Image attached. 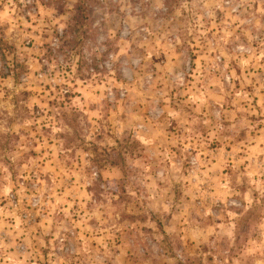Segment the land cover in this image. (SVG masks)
<instances>
[{
  "label": "rangeland",
  "instance_id": "1",
  "mask_svg": "<svg viewBox=\"0 0 264 264\" xmlns=\"http://www.w3.org/2000/svg\"><path fill=\"white\" fill-rule=\"evenodd\" d=\"M169 2L0 0V264H264V0Z\"/></svg>",
  "mask_w": 264,
  "mask_h": 264
},
{
  "label": "trees",
  "instance_id": "2",
  "mask_svg": "<svg viewBox=\"0 0 264 264\" xmlns=\"http://www.w3.org/2000/svg\"><path fill=\"white\" fill-rule=\"evenodd\" d=\"M164 3H165V7H166L167 11H170L171 10V4H170L169 0H164ZM83 9H84L83 7L82 8H79V11L78 12H79V15L80 16L77 17L76 19L73 18V20L75 22V26L74 27H76V24H78L79 22L82 23L84 21ZM79 68H81V67H79ZM94 71L95 70H94L93 67L92 68H88L87 67V70H86L87 74L91 75L92 73H94Z\"/></svg>",
  "mask_w": 264,
  "mask_h": 264
}]
</instances>
